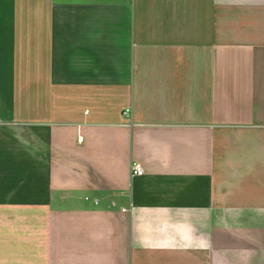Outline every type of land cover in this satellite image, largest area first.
<instances>
[{
	"label": "crops",
	"instance_id": "1",
	"mask_svg": "<svg viewBox=\"0 0 264 264\" xmlns=\"http://www.w3.org/2000/svg\"><path fill=\"white\" fill-rule=\"evenodd\" d=\"M0 264H264V0H0Z\"/></svg>",
	"mask_w": 264,
	"mask_h": 264
},
{
	"label": "built area",
	"instance_id": "2",
	"mask_svg": "<svg viewBox=\"0 0 264 264\" xmlns=\"http://www.w3.org/2000/svg\"><path fill=\"white\" fill-rule=\"evenodd\" d=\"M128 114H129V110L126 109V110L124 111V115H125V116H128ZM132 172H133V174H135V175H142L144 171H143V168L141 167L140 164L135 163V164L133 165V167H132Z\"/></svg>",
	"mask_w": 264,
	"mask_h": 264
}]
</instances>
